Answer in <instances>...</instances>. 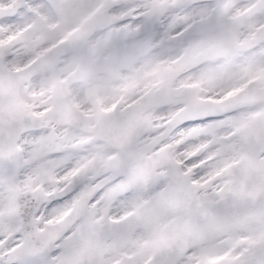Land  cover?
<instances>
[{
	"label": "snow or ice",
	"instance_id": "6c2138e0",
	"mask_svg": "<svg viewBox=\"0 0 264 264\" xmlns=\"http://www.w3.org/2000/svg\"><path fill=\"white\" fill-rule=\"evenodd\" d=\"M0 264H264V0H0Z\"/></svg>",
	"mask_w": 264,
	"mask_h": 264
}]
</instances>
